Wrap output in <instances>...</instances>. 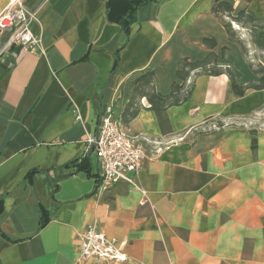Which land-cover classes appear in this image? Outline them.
Listing matches in <instances>:
<instances>
[{
    "label": "crops",
    "instance_id": "crops-1",
    "mask_svg": "<svg viewBox=\"0 0 264 264\" xmlns=\"http://www.w3.org/2000/svg\"><path fill=\"white\" fill-rule=\"evenodd\" d=\"M216 1L141 5L114 74L126 34L108 20L106 0L28 1L39 9L46 56L18 46L0 54V264H264V89L238 95L228 73L201 74L186 102L142 107L126 125L132 133L167 140L186 132L145 161L136 177L145 195L122 181L100 188L99 159L84 141L108 105L122 117V87L146 68L166 93L185 58L226 46L220 63L236 81H258L225 27L227 12L213 11ZM228 1L232 16L254 14L252 42L264 51V0ZM7 38L0 35V50ZM212 121L224 125L209 129ZM84 157L88 170L67 166ZM35 168L47 171L29 180ZM39 204L49 218L42 228ZM88 224L127 241L128 261H82L78 238Z\"/></svg>",
    "mask_w": 264,
    "mask_h": 264
},
{
    "label": "built area",
    "instance_id": "built-area-1",
    "mask_svg": "<svg viewBox=\"0 0 264 264\" xmlns=\"http://www.w3.org/2000/svg\"><path fill=\"white\" fill-rule=\"evenodd\" d=\"M28 1L8 0L0 11V35L7 34L8 37L0 54L6 48L18 46L23 51L39 52L46 56L39 9L29 8ZM75 120L82 122L78 109L75 111ZM221 125L212 121L209 129ZM209 129L206 128L207 131ZM185 137L186 132L167 140L134 134L127 129L121 116L116 114L113 104H110L100 112L96 132L87 133L84 141L87 149H92L95 144L93 150L101 167L100 188L122 181L141 190L145 195L136 180L145 161L157 159L172 143ZM126 244L125 240L109 237L97 225L88 224L78 238V251L82 261L126 262L129 259L125 251Z\"/></svg>",
    "mask_w": 264,
    "mask_h": 264
},
{
    "label": "trees",
    "instance_id": "trees-1",
    "mask_svg": "<svg viewBox=\"0 0 264 264\" xmlns=\"http://www.w3.org/2000/svg\"><path fill=\"white\" fill-rule=\"evenodd\" d=\"M149 1L151 0H106V14L108 20L112 23L120 24L126 34L125 41L117 47L114 53L115 60L111 74H114L119 67V52L129 40L130 27L136 18L138 8ZM213 11L216 13L227 12V17L231 18L233 21L241 22L243 25L251 24L255 21L254 14L248 10H242L236 16H232L233 6L228 0H217L213 6ZM225 27L233 39L229 24L227 23ZM202 42L210 48L216 46V40L214 38H203ZM228 49V47L224 46L220 54L212 51L203 59L191 60L185 58L176 71L178 79L171 84L170 89L166 93L158 89L155 69L146 68L135 73L122 87V96L126 101L121 114L124 125L126 126L129 121L135 118L139 110L144 106L151 110L160 111L186 102L193 90L195 77L201 74L217 76L228 73L232 82V88L238 95H244L250 88L264 89V66L261 63L257 65L251 64L254 73L258 77V81L249 80L246 83H239L236 81L234 72L231 68L220 63L221 57L225 55ZM219 124L221 125L222 123L219 122ZM254 131L255 130H251L253 135L252 147H255L256 144ZM67 166L76 167L78 170H88V157H84L81 160L75 159ZM39 171H47V169H32L27 175L28 179L31 180L32 175ZM96 182L100 184V176L96 177ZM2 200L3 197H0V213L3 211ZM38 206L40 210V228H42L47 224L49 218L47 211H45L40 204Z\"/></svg>",
    "mask_w": 264,
    "mask_h": 264
},
{
    "label": "rangeland",
    "instance_id": "rangeland-1",
    "mask_svg": "<svg viewBox=\"0 0 264 264\" xmlns=\"http://www.w3.org/2000/svg\"><path fill=\"white\" fill-rule=\"evenodd\" d=\"M223 21L229 24L231 30L233 31V39L235 40V42L240 45L244 52H247V59L249 60L250 64L257 65L261 63L260 55H264V51H261L259 49L257 50L256 45L252 42V37L256 35L258 30L252 28L248 24L243 25L241 22L233 21L227 16L223 17ZM245 35H247V37L243 38ZM263 124L264 121H260V125Z\"/></svg>",
    "mask_w": 264,
    "mask_h": 264
},
{
    "label": "water",
    "instance_id": "water-1",
    "mask_svg": "<svg viewBox=\"0 0 264 264\" xmlns=\"http://www.w3.org/2000/svg\"><path fill=\"white\" fill-rule=\"evenodd\" d=\"M94 146H95V144L92 145V149L91 150H93Z\"/></svg>",
    "mask_w": 264,
    "mask_h": 264
}]
</instances>
